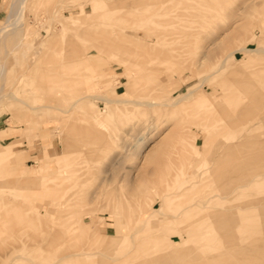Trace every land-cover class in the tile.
Here are the masks:
<instances>
[{"label": "rangeland", "instance_id": "374dc122", "mask_svg": "<svg viewBox=\"0 0 264 264\" xmlns=\"http://www.w3.org/2000/svg\"><path fill=\"white\" fill-rule=\"evenodd\" d=\"M6 24L0 264H264V0H0Z\"/></svg>", "mask_w": 264, "mask_h": 264}, {"label": "bare ground", "instance_id": "6f19581e", "mask_svg": "<svg viewBox=\"0 0 264 264\" xmlns=\"http://www.w3.org/2000/svg\"><path fill=\"white\" fill-rule=\"evenodd\" d=\"M21 16V15H20ZM16 18H18V16L16 17ZM18 19H16L14 22H11L9 25H15V23H16V21H17ZM6 28H7V24L6 25H1L0 26V38H1V36L4 34V32L6 31ZM17 35H18V33H16ZM240 47H236L235 49H234V51H250L252 48H250V47H247V46H241V44L239 45ZM258 49H256L255 51H257ZM259 51V50H258ZM34 171H36L37 172V169L36 170H34Z\"/></svg>", "mask_w": 264, "mask_h": 264}]
</instances>
